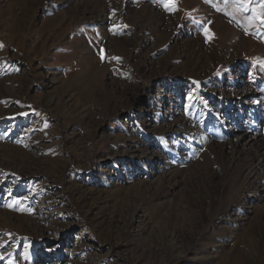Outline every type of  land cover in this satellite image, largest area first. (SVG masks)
<instances>
[{"label":"rangeland","instance_id":"374dc122","mask_svg":"<svg viewBox=\"0 0 264 264\" xmlns=\"http://www.w3.org/2000/svg\"><path fill=\"white\" fill-rule=\"evenodd\" d=\"M262 20L0 0V264H264Z\"/></svg>","mask_w":264,"mask_h":264},{"label":"bare ground","instance_id":"6f19581e","mask_svg":"<svg viewBox=\"0 0 264 264\" xmlns=\"http://www.w3.org/2000/svg\"><path fill=\"white\" fill-rule=\"evenodd\" d=\"M239 135H240V134H239ZM246 143H247L246 137H245L244 135H242V136H240L239 138H237V139L235 140V145L237 146V148H236L235 145L232 146V148H233L234 150L236 149L237 152L243 151L244 147L246 146ZM237 155H238V154H237ZM239 155H240V154H239ZM258 165H259V164H258ZM254 167H255V166H254ZM256 168H257V167H255V168H251V169H250V172H248L247 174L250 175V177L253 176L254 173H255Z\"/></svg>","mask_w":264,"mask_h":264},{"label":"snow or ice","instance_id":"6c2138e0","mask_svg":"<svg viewBox=\"0 0 264 264\" xmlns=\"http://www.w3.org/2000/svg\"><path fill=\"white\" fill-rule=\"evenodd\" d=\"M164 7L166 8V10H170L171 11V10H173L174 6H170L167 3H165ZM245 10H247V5H245ZM262 22H264V20H262Z\"/></svg>","mask_w":264,"mask_h":264}]
</instances>
